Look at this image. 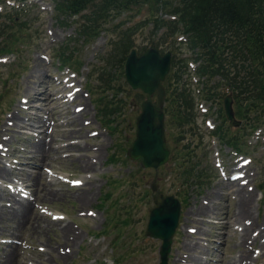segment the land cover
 <instances>
[{
	"label": "rangeland",
	"instance_id": "374dc122",
	"mask_svg": "<svg viewBox=\"0 0 264 264\" xmlns=\"http://www.w3.org/2000/svg\"><path fill=\"white\" fill-rule=\"evenodd\" d=\"M9 1L12 0H0V32L9 28L13 32L18 22L26 23L27 31L18 51L0 56V143L8 147L4 154L0 148V165L11 175L0 177V191L3 190L5 197L0 202V264H157L160 241L145 236L144 230L148 210L155 205L153 199L159 200L158 194L182 200L167 264H178L177 258H182L181 264H228L243 251L252 253L246 264H264L262 239L253 242L252 233L246 246L240 245L237 228L242 226L235 219L240 201L232 185L227 189L230 180L225 177L234 170V164L245 172L240 180L245 181L242 184L253 194L247 204L249 213L245 221L248 225L252 223V228L264 229V201L258 192V184L264 178V122L249 133L248 128L241 127L247 123L235 111L239 125H228L225 120L229 134L241 133L237 139L241 142L240 152L245 155H237L211 134L216 125L222 124L218 110L219 106L222 109L221 97L209 101L200 96L185 41L179 33L173 35L164 27L155 26L158 17L169 18L163 15L167 12L160 13L146 4L138 9L122 10L101 21L98 35L85 41L76 34V20L80 21L81 17L58 21L52 10L53 0H30L29 4L14 1L12 5ZM8 14H16V21H9ZM154 40L160 50L168 49L174 58L187 60L189 67L183 77L191 88L193 105L189 122H167L164 117L168 158L152 168L142 167L137 159L126 155L134 136L135 115L145 93L128 86L123 76V61L130 48L139 53ZM62 47L70 48L71 60L80 62L77 70L70 64H59L56 56ZM36 58L42 59L38 67L45 69L39 89L49 92V96L55 93L49 104L36 103L40 98H28L35 81ZM57 75H70L74 81L71 86H80L78 98L53 101V97L65 95L69 88ZM163 83L173 86L170 73ZM150 95L156 97L154 92ZM21 97L26 98L24 105L20 104ZM81 104V111L75 112L74 106ZM104 104L105 111L112 106L116 111L103 113ZM20 106H30L29 112L22 111ZM203 107L206 111H202ZM11 114L19 118L32 116L24 119L31 127L27 128L29 133L19 129L21 122L9 125ZM72 115L76 121L70 118ZM41 117L57 124L46 128ZM91 130L96 133L89 134ZM42 142L45 145L40 154L37 146ZM195 162L191 173L194 177L198 170L210 172L207 183L199 184L201 187L196 186L193 177L185 176ZM221 164L226 175L220 174ZM58 174L80 178L82 183L71 186ZM153 180L156 186L151 191ZM10 182H22L28 191L29 205L23 217L2 213L1 206L19 213L22 208L19 198L25 199L17 193L9 197ZM200 205L208 206L210 211L196 214L195 209ZM53 212L63 217L52 219ZM88 212L90 216L86 215ZM223 215L224 220L218 219ZM223 221L231 226L220 228ZM63 225H69L73 231L65 230ZM187 230L196 233L190 235ZM74 232L78 238L73 240ZM101 234L104 236L98 237ZM9 239L12 243L2 242ZM187 241L195 246L194 250L183 251ZM115 257L117 261L112 262Z\"/></svg>",
	"mask_w": 264,
	"mask_h": 264
},
{
	"label": "trees",
	"instance_id": "16d2710c",
	"mask_svg": "<svg viewBox=\"0 0 264 264\" xmlns=\"http://www.w3.org/2000/svg\"><path fill=\"white\" fill-rule=\"evenodd\" d=\"M143 4L153 10L176 15L172 23L159 17L152 20L155 26L165 24L169 32L180 31L185 36L187 47L193 53L189 57L197 61L194 71L202 77L201 97L214 100L230 92L236 115L247 123L245 128L253 129L264 122V0H53V10L60 22L65 18L81 17L80 21L76 20V33L87 41L99 33V23L108 16L133 7L138 9ZM16 18V14H8L9 21L15 22ZM25 24L18 22L13 32L10 28L0 32V54L19 49L27 31ZM153 45H157L155 40ZM60 49L58 57L63 61L69 60L70 51L65 47ZM183 60L172 57L169 73L173 86L164 83L163 109L167 122H189L191 119L193 96L183 77L187 72ZM79 65V61H75V66ZM113 108L109 111H115ZM218 110L222 124H218L212 134L240 151L237 138L241 133L229 134L221 106ZM195 174L198 181L199 177L205 179L210 176L203 177L202 170ZM259 189L264 196V180L260 182Z\"/></svg>",
	"mask_w": 264,
	"mask_h": 264
},
{
	"label": "water",
	"instance_id": "95a60500",
	"mask_svg": "<svg viewBox=\"0 0 264 264\" xmlns=\"http://www.w3.org/2000/svg\"><path fill=\"white\" fill-rule=\"evenodd\" d=\"M169 65L170 51L160 54L155 47H148L140 54H136L135 49L131 48L125 57L123 72L128 85L147 94L155 89L157 95V106L149 99L141 102L140 111L135 118L134 138L126 150L129 158L138 159L141 166L156 167L168 156L164 138V113L161 108L164 88L160 81L167 73ZM223 111L228 124L236 126L240 123V120L234 117L230 93L223 97ZM178 215L179 203L171 195L161 198L149 211L146 234L161 240L158 264H166V255Z\"/></svg>",
	"mask_w": 264,
	"mask_h": 264
},
{
	"label": "bare ground",
	"instance_id": "6f19581e",
	"mask_svg": "<svg viewBox=\"0 0 264 264\" xmlns=\"http://www.w3.org/2000/svg\"><path fill=\"white\" fill-rule=\"evenodd\" d=\"M36 60V70L34 71V73L36 74L35 75V81H34V85L33 87H31V93H28V98L30 99H38L40 98L41 100L37 101L36 103H43L42 101H47V103L49 102V99L50 97L53 95H55L54 92H52L49 96V92L45 91L44 89H39V86H41L40 82L44 81V78H45V69L42 68V67H38L39 64H41V60H39L38 58L35 59ZM32 77H34V75H32ZM41 78H43V80H41ZM67 87V86H65ZM26 91H29L28 89ZM64 93V92H62ZM64 95H60L58 97H53V101H55L56 98H62ZM79 95L78 93L76 92H73V97H76L78 98ZM49 104V103H48ZM43 105V104H42ZM30 107V106H29ZM29 107H26V108H22V111H27L28 112V109ZM40 107V106H39ZM42 108V107H41ZM25 109V110H24ZM27 109V110H26ZM51 109V106L50 108ZM82 109V108H81ZM80 109V111H81ZM32 110V109H31ZM57 112V111H56ZM26 116V115H25ZM25 116L19 118L18 116L16 117L15 114H11L9 115L8 117V120L10 119V122H9V125H14L16 126L19 122L20 123V126H27V128L30 127V125L26 122H24V119L26 118ZM58 116V115H57ZM70 118L74 119L75 118V115H72L70 116ZM35 120V119H34ZM75 120V119H74ZM41 121H42V124L45 125L47 124L46 128L47 127H51V126H54L55 124H57V122H54V120L52 122H49L47 121L46 118H43L41 117ZM76 121V120H75ZM55 123V124H54ZM69 123V122H67ZM71 123V122H70ZM61 125H65L63 123H60ZM8 125V124H7ZM49 125V126H48ZM32 126V125H31ZM7 130V129H6ZM22 130H25V129H22ZM43 143V142H42ZM38 147V151L40 154H43V151H44V143ZM74 146H77L76 144L73 143ZM86 145V144H84ZM87 146V145H86ZM85 146V147H86ZM48 151V150H47ZM28 152V151H27ZM49 154V153H48ZM29 161V160H28ZM19 169V168H18ZM10 175V173H7L6 169L0 165V177H3V178H7L8 176ZM11 176V175H10ZM10 178V177H9ZM33 182V181H32ZM86 184V183H83V185ZM230 185H232L233 187V192L235 193L236 197L238 198V200L240 201V205L237 207L236 209V213H235V219L238 220L239 224L242 226V228H237L239 231H240V235H239V238H240V245H244L246 246V244L248 243V241L251 239L252 237V233H254V238H253V242H255L257 239H262L261 240V244H260V250H262L264 252V229H262L260 226H256L255 228H252V223H250V225H248L245 221V219L247 220V216H248V213H249V209L247 207V204L248 202L252 199L253 197V194L252 192L247 188L245 187V184H242V183H239V179L236 178L235 176H231L230 177V182L227 183L226 187L227 189H230ZM14 189L16 190H21L20 187L14 185ZM83 188H79V190H82ZM9 193L11 195H9V197H14V191H12V193L10 192V190L8 189ZM7 192V191H6ZM25 199H21L19 198V200L21 201L20 202V205L22 206V208L20 209L19 213H17V210H8L6 209V207L4 208L3 206H1L2 208V213L3 212H6L7 211V214L8 216L11 215L12 213H15V214H19V215H22V217L25 215V210L28 208V205H29V200L26 199L27 196H23ZM4 194H3V190L1 189L0 191V202L2 200H4ZM16 198V197H15ZM217 198V197H216ZM83 200V199H82ZM211 200V199H210ZM215 200V199H214ZM2 205V204H0ZM206 209V210H205ZM207 211H210L208 206H205V205H200L198 208L195 209V213L198 214V215H203L204 213L206 214ZM214 212L215 214V211H212ZM1 213V214H2ZM194 214V213H193ZM215 217V216H214ZM226 216H219L218 219L224 220ZM249 219V218H248ZM251 219V218H250ZM5 222V221H4ZM8 223V222H7ZM37 226V225H36ZM231 226V223L229 222H224L221 223L220 225V228L223 227L226 228V227H230ZM10 227V226H9ZM65 227V230H69L71 227L69 225H66L64 226ZM11 229V228H10ZM2 230H5L4 228ZM71 230V229H70ZM73 231V230H71ZM2 231L0 230V233ZM5 233V232H4ZM75 233V232H74ZM15 234L14 230H12V235ZM8 235V234H7ZM188 234H186V237H187ZM9 236V235H8ZM190 236V235H189ZM221 237V236H220ZM78 238V235H74L73 237V240ZM195 238V237H194ZM9 243H12L9 242ZM2 245V244H1ZM5 245V244H4ZM195 249V246L191 244V242L187 241V243L184 244V251H189V250H194ZM6 252V251H5ZM4 254V253H3ZM42 254V253H41ZM252 254V253H251ZM251 254L250 253H247V251H243L238 257H236L234 259L233 262L231 263H228V264H246V260L247 259H250L251 258ZM64 255H66L65 257H67V254L65 253ZM186 257V256H184ZM183 257V259H184ZM182 259V258H181ZM180 258H177V262L178 264H180ZM43 264V262L41 263Z\"/></svg>",
	"mask_w": 264,
	"mask_h": 264
}]
</instances>
